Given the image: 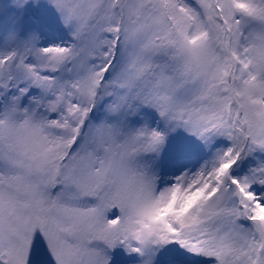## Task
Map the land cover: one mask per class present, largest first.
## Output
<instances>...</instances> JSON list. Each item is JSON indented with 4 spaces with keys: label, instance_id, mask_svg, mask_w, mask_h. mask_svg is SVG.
<instances>
[{
    "label": "snow or ice",
    "instance_id": "1",
    "mask_svg": "<svg viewBox=\"0 0 264 264\" xmlns=\"http://www.w3.org/2000/svg\"><path fill=\"white\" fill-rule=\"evenodd\" d=\"M0 264H264V0H0Z\"/></svg>",
    "mask_w": 264,
    "mask_h": 264
}]
</instances>
